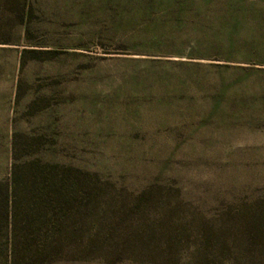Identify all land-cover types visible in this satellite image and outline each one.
<instances>
[{
	"label": "rangeland",
	"instance_id": "374dc122",
	"mask_svg": "<svg viewBox=\"0 0 264 264\" xmlns=\"http://www.w3.org/2000/svg\"><path fill=\"white\" fill-rule=\"evenodd\" d=\"M14 154L89 175L85 257L60 264H189L204 227L217 264H264L236 230L264 209V0L5 1L4 202ZM9 231L1 214L0 264Z\"/></svg>",
	"mask_w": 264,
	"mask_h": 264
},
{
	"label": "trees",
	"instance_id": "16d2710c",
	"mask_svg": "<svg viewBox=\"0 0 264 264\" xmlns=\"http://www.w3.org/2000/svg\"><path fill=\"white\" fill-rule=\"evenodd\" d=\"M5 1L0 0V5ZM22 6L21 21L25 22L28 8L24 2ZM253 41L254 44L260 43L257 39ZM232 43L241 42L232 38ZM241 45L248 50L245 43ZM247 52L250 54V51ZM256 52L251 49L252 54ZM14 159L6 200H0V215L7 217V226L10 228L7 236V264H60L84 258L80 247L74 245L80 241L78 227L84 218V209L88 205L86 202L89 201L90 183L86 179L89 175L75 168L43 164L35 159L19 163L16 154ZM147 195L148 191L141 196L140 205L147 201ZM246 216L240 215V227L236 230L241 231L240 235L244 239L248 238L241 255L250 258L251 262L255 239L262 238L263 242L259 245L264 247V209ZM173 220L174 217H171V223ZM228 224V230L236 228L235 219L231 217L228 218ZM201 232V240L195 245V248L200 247L195 249L189 264H217L212 255L218 246L215 245L214 234H206L205 227ZM186 237L184 232L178 231L169 238L167 261L176 260L179 247Z\"/></svg>",
	"mask_w": 264,
	"mask_h": 264
}]
</instances>
